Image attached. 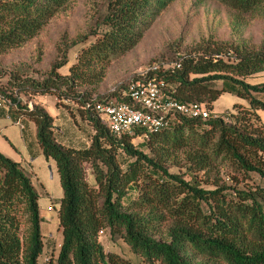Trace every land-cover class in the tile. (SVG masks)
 <instances>
[{"label": "trees", "instance_id": "16d2710c", "mask_svg": "<svg viewBox=\"0 0 264 264\" xmlns=\"http://www.w3.org/2000/svg\"><path fill=\"white\" fill-rule=\"evenodd\" d=\"M69 1L0 0V57L37 38ZM175 1L106 0L89 33L96 41L79 52L68 74L59 73L70 63L68 53L86 41L63 44L62 58L41 80L17 71L0 73V81L7 76L12 88L0 87V98L35 124L43 156L54 162L60 178L62 244L55 262L47 264H134L104 251L102 231L124 242L135 264H264V123L259 114L264 83L251 82L264 75V33L258 44L239 38L207 45L176 59L180 69L159 74L173 87V99L205 106L216 116L210 121L179 117L158 132L117 137L95 110L98 102L127 101L120 93L130 84L99 94L108 68L132 52ZM216 1L234 18L237 35L264 24V0ZM226 93L247 104L214 112ZM45 96L76 106L75 111L64 105L91 127L89 145L73 148L57 141L54 117L34 100ZM138 136L144 139L139 147L133 144ZM175 167L186 175L203 174L211 189L171 173ZM224 173L243 188L228 185ZM41 226L31 174L0 153V264H39L45 248Z\"/></svg>", "mask_w": 264, "mask_h": 264}, {"label": "rangeland", "instance_id": "374dc122", "mask_svg": "<svg viewBox=\"0 0 264 264\" xmlns=\"http://www.w3.org/2000/svg\"><path fill=\"white\" fill-rule=\"evenodd\" d=\"M105 5L106 0H70L65 9L49 22L37 38L22 48L0 57V73L8 75L17 71L20 74L25 73L24 77L29 79L41 80L47 75L53 63L62 58L64 49L60 50V48L63 44L71 45L77 41H86L68 53L70 63L59 71L61 75L68 74L79 52L96 41L95 37H89V33ZM236 29L234 18L216 0H199V2L197 0H176L132 52L111 64L106 80L99 88V94L108 95L115 92L117 87L130 84L153 64L174 63L183 55L200 51L207 45L213 47L217 43L226 41L237 43L239 38L258 44L264 33V24H252L240 35H237ZM7 82L6 76L0 81V87H5L11 92L12 88L7 85ZM251 82L264 83V75L258 76ZM40 98L44 99L45 104L47 102L51 105L57 103L56 107L60 110L56 115L57 141L67 147L85 148L93 131L81 120L77 112H73L75 116H72L64 105H70L69 107L75 111L76 106L67 101L59 105L58 100L51 96ZM40 98L34 100L38 101ZM19 99L22 103H27V96L21 95ZM236 104L246 105L247 102L234 94H223L214 104V112L225 114L232 111ZM28 106L32 104L29 103ZM259 114L264 123V110H260ZM143 143L141 139L133 140V144L137 147ZM41 163V161L35 163V168L41 170L40 181L34 175L31 174V176L39 194L41 232L45 243L39 264H47L50 259L55 262L62 244L57 214L62 188L56 170L51 171L48 166L45 167ZM171 173L180 175L187 181L195 178L206 189H211V186L205 185L206 179L203 174L186 175L185 170L176 167L171 169ZM224 176L226 182L230 177L228 185L238 189L243 188L244 183L236 185L231 175L224 173ZM43 181L49 189L41 185ZM100 243L106 253H115L123 259L133 261L134 264L137 261L128 246L122 241H113L109 233L102 237Z\"/></svg>", "mask_w": 264, "mask_h": 264}, {"label": "built area", "instance_id": "2783aa9c", "mask_svg": "<svg viewBox=\"0 0 264 264\" xmlns=\"http://www.w3.org/2000/svg\"><path fill=\"white\" fill-rule=\"evenodd\" d=\"M180 67L179 61L165 65L153 64L130 83L128 91L120 93L126 102L111 99L96 103L95 110L110 133L117 137H134L140 130L152 133L166 129L179 117L202 121L216 118L203 105L181 104L172 98L173 87L159 74ZM0 107L10 110L11 103L0 98ZM17 124L20 125L21 120ZM135 139L144 141L141 136ZM106 233L102 231L99 234V241Z\"/></svg>", "mask_w": 264, "mask_h": 264}, {"label": "crops", "instance_id": "0c3cea01", "mask_svg": "<svg viewBox=\"0 0 264 264\" xmlns=\"http://www.w3.org/2000/svg\"><path fill=\"white\" fill-rule=\"evenodd\" d=\"M36 102L44 106L54 117L56 127V115L60 112V110L56 107L57 103L51 105L47 102L45 104V101L42 98ZM20 117L21 116L14 110H8L6 107H0V153L16 162L22 163L26 170L30 174L34 175L38 181H40L41 170L35 168V163L37 161H41V164L45 167L48 166L51 171L54 169L57 172V169L53 161H47L43 156L41 147L37 141L35 124L27 117ZM18 120H21L20 125L17 124ZM87 145H89L88 142ZM44 182L45 181H43L41 185L45 189H49ZM47 193L50 194L49 192ZM62 198L63 192L62 196H60V202Z\"/></svg>", "mask_w": 264, "mask_h": 264}]
</instances>
